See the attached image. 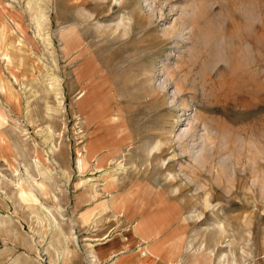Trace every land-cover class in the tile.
Returning <instances> with one entry per match:
<instances>
[{"label": "rangeland", "instance_id": "374dc122", "mask_svg": "<svg viewBox=\"0 0 264 264\" xmlns=\"http://www.w3.org/2000/svg\"><path fill=\"white\" fill-rule=\"evenodd\" d=\"M108 240L264 264V0H0V264Z\"/></svg>", "mask_w": 264, "mask_h": 264}, {"label": "crops", "instance_id": "0c3cea01", "mask_svg": "<svg viewBox=\"0 0 264 264\" xmlns=\"http://www.w3.org/2000/svg\"><path fill=\"white\" fill-rule=\"evenodd\" d=\"M128 238H124V241H127ZM114 240H108L106 242V245L102 247V251H100V259H103L105 261H108L109 264H129V259L125 257V253L123 249L125 248V245H118L116 246L115 244L112 243ZM122 240V242H124ZM112 243V244H111ZM153 255L149 257L150 262H153L154 264L156 263V260L154 259ZM135 262L139 264V259H136Z\"/></svg>", "mask_w": 264, "mask_h": 264}, {"label": "bare ground", "instance_id": "6f19581e", "mask_svg": "<svg viewBox=\"0 0 264 264\" xmlns=\"http://www.w3.org/2000/svg\"><path fill=\"white\" fill-rule=\"evenodd\" d=\"M84 81H85V80H84ZM84 89H85V88H84ZM84 89H83L82 91H84ZM85 91H86V90H85ZM87 93H88V92H86V93L84 94V96L82 97L83 100L86 98ZM89 94H90V93H89ZM220 126H221V125H220ZM223 127H224V126L222 125L221 128H223ZM153 151H154V150H153ZM82 161H83V160H82ZM79 162H80V166H81L82 164H81V160H80V159H79ZM210 190H211L212 193H213V191H214V192H218L217 189H215L214 187H212ZM90 258H91V259H93V258L95 259L96 257H95V256H91ZM94 259H93L92 261H89V263H94V262L96 261V260H94Z\"/></svg>", "mask_w": 264, "mask_h": 264}]
</instances>
